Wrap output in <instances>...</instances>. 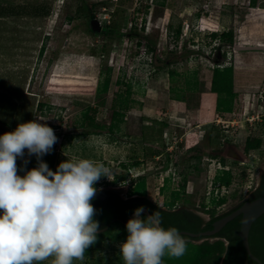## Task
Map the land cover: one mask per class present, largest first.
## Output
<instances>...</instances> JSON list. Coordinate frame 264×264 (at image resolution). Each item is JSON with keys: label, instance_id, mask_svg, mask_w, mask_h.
<instances>
[{"label": "rangeland", "instance_id": "1", "mask_svg": "<svg viewBox=\"0 0 264 264\" xmlns=\"http://www.w3.org/2000/svg\"><path fill=\"white\" fill-rule=\"evenodd\" d=\"M229 30L233 45L212 37ZM236 45L264 46V0H0V136L44 119L58 138L42 157L53 172L73 156L98 160L113 173L98 190L216 217L264 172V146L245 149L248 138L264 140V122L246 121L264 113V49ZM217 64L233 69L230 113L218 110L224 100L211 90ZM94 114L103 128L89 125ZM24 152L21 177L38 167ZM125 227L115 224L74 264H124ZM186 240V253L163 264H218L225 252L216 238Z\"/></svg>", "mask_w": 264, "mask_h": 264}, {"label": "clouds", "instance_id": "2", "mask_svg": "<svg viewBox=\"0 0 264 264\" xmlns=\"http://www.w3.org/2000/svg\"><path fill=\"white\" fill-rule=\"evenodd\" d=\"M57 142L44 119L0 136V264H40L49 257H54L52 264L83 262L97 242L94 185L102 177L110 180L112 170L101 161L73 156L53 172L42 157ZM25 149L38 167L21 177L16 161ZM145 212L138 207L126 223L128 235L119 245L124 264H163L165 256L182 257L188 242L180 230L162 227L160 211Z\"/></svg>", "mask_w": 264, "mask_h": 264}, {"label": "trees", "instance_id": "3", "mask_svg": "<svg viewBox=\"0 0 264 264\" xmlns=\"http://www.w3.org/2000/svg\"><path fill=\"white\" fill-rule=\"evenodd\" d=\"M48 14V13H47ZM212 37L216 40L221 41L222 43H225L227 45H233L234 44V33L233 30L225 31L221 34L219 33H213ZM45 48V45L43 44V47L41 49V54L43 53ZM153 52L156 54L158 51L155 48H151ZM159 57V60L164 62V60L161 59L160 54L157 55ZM217 64L214 67L213 70V77H212V84H211V90L218 94L221 99L224 101L221 102L220 106L218 107L219 111H222L223 113H230L232 112V103L233 100L236 97L235 87H234V74L233 69L231 67H220ZM110 84V78H106L104 82V91L108 90ZM41 106H43L41 104ZM96 112V111H95ZM87 119H89V125L91 127L95 128H103L101 125L97 124L95 121V114L92 116H87ZM113 126H116L114 124ZM112 126V127H113ZM261 146H264V140L261 137H255V138H248L246 141L245 149L247 152H250L252 150H256L260 148ZM191 150H195V148H191ZM36 158V157H35ZM231 178V173L229 170L225 171V174L221 176V179L223 184L226 186L229 185ZM262 194H264V180H263V187H262ZM109 197L105 200H101L99 198H94L91 203L93 204L94 208L97 210L96 215L94 216V220L99 222L100 230L98 232V240L95 244H100V241L104 239L107 236L111 235V228L115 224H126L129 219H131V215L134 214V210L137 209L140 206H143L146 211L151 214L153 211H160L161 217H162V227L165 229L169 227H176L180 231L181 230H188L189 233H200L203 231H207L213 228V223L220 218L219 216L213 217L210 222L206 224L205 227H202L203 219L195 214L194 212L188 211V227H181L178 224L180 223L179 216H182L180 213H167L160 210V207L156 204H154L148 197L146 196H139V197H132L128 199L122 198L118 192L114 190L108 191ZM168 217L171 219L169 221L170 225L167 224V221L163 218ZM235 221H232L229 223V225L234 224ZM126 228V227H125ZM127 230H125V234L120 237L122 240H126L127 238ZM232 233L228 234V237L231 238L232 244L233 238ZM185 238L192 239V240H198V238L191 237L189 235H184ZM227 248L225 247V251ZM228 251V250H227ZM90 253V248L86 250V254ZM232 248L229 250V255L227 254V258L231 256ZM225 254V252H224ZM222 254L220 257V260L218 259V264L221 263V260L224 256ZM228 261V259H227Z\"/></svg>", "mask_w": 264, "mask_h": 264}, {"label": "flooded vegetation", "instance_id": "4", "mask_svg": "<svg viewBox=\"0 0 264 264\" xmlns=\"http://www.w3.org/2000/svg\"><path fill=\"white\" fill-rule=\"evenodd\" d=\"M233 152L230 151L229 155ZM263 180H264V172L262 175L259 177L257 182L255 183L254 186H252L251 191L247 197H245L242 201H240L235 207L221 215H218L220 218L218 220L227 217L237 211H239L245 204L249 202H254L262 197H264V194L261 192L262 187H263ZM109 190H105L104 194H101V200H105L109 197L108 195ZM160 207L161 211L167 212V213H180L182 216H179L180 223L178 224L181 227H188V211L194 212L195 214L199 215L203 219V224L202 227H205L208 222L212 220V218H206L202 213H197L191 209H188L187 207H178L174 206L172 209H167L164 207ZM133 215H131L132 218ZM164 220L167 221V224L170 225L168 217L163 218ZM243 219H244V214H239L237 215L232 221H235L234 224L229 225L226 224L217 234H216V239L222 240L225 242V247L227 250L225 251V254L221 260L220 264H264V213L261 214L259 217H257L250 228V233H249V244H250V249L252 255L248 253L246 250L243 239L240 235L241 233V228L243 224ZM217 221V220H216ZM215 221V222H216ZM171 222V221H170ZM214 222V223H215ZM213 223V224H214ZM213 229V228H212ZM211 230V229H210ZM208 231V230H207ZM182 235H187L184 234V232H188V230H181L180 231ZM205 232V231H203ZM201 233V232H200ZM232 233V238H233V244L231 242V238L228 237V234ZM197 234V233H196ZM198 240L200 241L202 239H206L204 237H197ZM188 239V238H186ZM232 248V253L229 258H227V254L229 255V250ZM228 259V261H227Z\"/></svg>", "mask_w": 264, "mask_h": 264}, {"label": "water", "instance_id": "5", "mask_svg": "<svg viewBox=\"0 0 264 264\" xmlns=\"http://www.w3.org/2000/svg\"><path fill=\"white\" fill-rule=\"evenodd\" d=\"M92 24L95 28L100 29V23L98 20H93ZM235 48H236V50H260V49H264V46H260V45H258V46L236 45ZM104 193H105L104 190H98L95 197L101 199L102 198L101 194H104ZM263 213H264V197L254 201V202H249V203L245 204L239 211H237V212H235V213H233L227 217H224L220 220H217L213 224V229H211V230L201 232V233H197V234L184 232V234H187V235L194 237V238L204 237L206 239H209V238L214 239L216 237V234L224 226H226V224L231 222L237 215L244 214V219H243V224H242L240 235L243 239V243H244L246 250L248 251V253L250 255H252L251 249H250V244H249L250 228H251L253 221ZM132 218H133V216H132Z\"/></svg>", "mask_w": 264, "mask_h": 264}, {"label": "built area", "instance_id": "6", "mask_svg": "<svg viewBox=\"0 0 264 264\" xmlns=\"http://www.w3.org/2000/svg\"><path fill=\"white\" fill-rule=\"evenodd\" d=\"M219 66L223 67V65H219ZM258 100H260L262 102V105L260 106V108H262V110H264V91L261 92V94L258 97ZM263 117H264V113H257L256 115L249 116L246 119V121L249 122V124L253 125L255 122H264ZM261 124H263V123H261Z\"/></svg>", "mask_w": 264, "mask_h": 264}, {"label": "crops", "instance_id": "7", "mask_svg": "<svg viewBox=\"0 0 264 264\" xmlns=\"http://www.w3.org/2000/svg\"><path fill=\"white\" fill-rule=\"evenodd\" d=\"M176 103H177V104H180V105L182 104V103H180V102H176ZM180 105H178V106L176 107V112H177V113H183L182 110H181V106H182V105H181V106H180ZM214 112H215V111H214ZM184 113H186V117H187V116H188V108H187L186 106H185V112H184ZM209 113H210V114H213V110L210 109ZM147 114H148V113H147ZM147 116H150V115H147ZM146 119H147V121H151L150 119H152V118H150V117H146ZM146 119H145V120H146ZM186 136H188V135H186Z\"/></svg>", "mask_w": 264, "mask_h": 264}]
</instances>
